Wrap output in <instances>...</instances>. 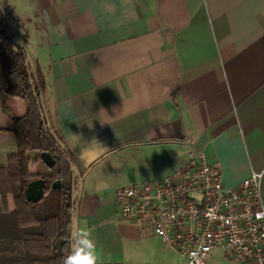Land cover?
Returning <instances> with one entry per match:
<instances>
[{
	"label": "crops",
	"instance_id": "crops-1",
	"mask_svg": "<svg viewBox=\"0 0 264 264\" xmlns=\"http://www.w3.org/2000/svg\"><path fill=\"white\" fill-rule=\"evenodd\" d=\"M0 13L43 77L42 107L83 173L73 240L90 230L102 264H175L177 254L118 216L124 185L102 187L112 171L128 184L161 179L199 151L225 188L264 172V0H0ZM3 99L0 215L15 210L6 160L12 119L28 110ZM26 154L39 168L38 152ZM260 190L264 203V178ZM222 255L207 264H235Z\"/></svg>",
	"mask_w": 264,
	"mask_h": 264
},
{
	"label": "built area",
	"instance_id": "built-area-1",
	"mask_svg": "<svg viewBox=\"0 0 264 264\" xmlns=\"http://www.w3.org/2000/svg\"><path fill=\"white\" fill-rule=\"evenodd\" d=\"M255 173L225 188L221 168L199 151L161 179L117 188L118 216L140 224L184 256L207 264L214 250L235 264H264V203Z\"/></svg>",
	"mask_w": 264,
	"mask_h": 264
},
{
	"label": "trees",
	"instance_id": "trees-1",
	"mask_svg": "<svg viewBox=\"0 0 264 264\" xmlns=\"http://www.w3.org/2000/svg\"><path fill=\"white\" fill-rule=\"evenodd\" d=\"M44 88L43 77L30 70L25 45L0 13L1 105L7 112L3 95L9 94L28 106L23 116L12 119L15 150L7 156L6 172L15 210L0 215V264H64L72 245L75 171L68 149L46 123L40 103ZM29 149L38 152L37 160L44 170L31 169V158L26 154ZM43 151L54 158L51 167L41 160ZM35 178L45 180V192L37 201H30L25 188Z\"/></svg>",
	"mask_w": 264,
	"mask_h": 264
},
{
	"label": "clouds",
	"instance_id": "clouds-1",
	"mask_svg": "<svg viewBox=\"0 0 264 264\" xmlns=\"http://www.w3.org/2000/svg\"><path fill=\"white\" fill-rule=\"evenodd\" d=\"M264 178V172L253 174V181ZM257 183V187H259ZM64 264H102L101 254L90 230L81 229L74 238Z\"/></svg>",
	"mask_w": 264,
	"mask_h": 264
},
{
	"label": "rangeland",
	"instance_id": "rangeland-1",
	"mask_svg": "<svg viewBox=\"0 0 264 264\" xmlns=\"http://www.w3.org/2000/svg\"><path fill=\"white\" fill-rule=\"evenodd\" d=\"M42 94V93H41ZM41 103V101H40ZM41 107H42V103H41ZM42 110H43V113L45 115V120H46V123L48 125V127L50 128V132L57 137V134L55 133L54 129H53V122H52V119L49 118L48 116H46V112L45 110L43 109L42 107ZM51 117V116H50ZM54 121V120H53ZM59 142V140H58ZM60 144V142H59ZM36 159L40 160L38 157H36ZM73 160V159H72ZM74 165V164H73ZM39 169H45V166H43V164L40 162V167ZM125 173H123L122 171H118V172H111L110 176L107 177L108 179L102 181V187L104 189H107L109 191H113L114 188L120 186V185H127L128 182L125 180V178L123 176H126L124 175ZM96 178V176H90L87 180L88 181H92L94 184H96L97 182L94 181ZM84 181V178H83V173L78 171L77 174H75V178H74V196H75V202L78 201L79 197H80V190H81V184L83 183ZM13 195V194H12ZM14 198V197H13ZM174 261H175V264H182L184 261H185V258L184 256L180 255L178 252L177 254L174 256Z\"/></svg>",
	"mask_w": 264,
	"mask_h": 264
},
{
	"label": "water",
	"instance_id": "water-1",
	"mask_svg": "<svg viewBox=\"0 0 264 264\" xmlns=\"http://www.w3.org/2000/svg\"><path fill=\"white\" fill-rule=\"evenodd\" d=\"M40 157L43 163L48 167H51L55 162L54 158L48 151L41 152ZM72 167L74 169L73 165ZM57 186H59V184H57ZM44 187H45V180L43 178H35L31 180L25 188V194L28 200L37 201L44 194L45 192ZM72 216L74 217V213ZM72 242H73V233L71 235V244Z\"/></svg>",
	"mask_w": 264,
	"mask_h": 264
}]
</instances>
